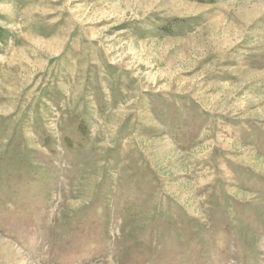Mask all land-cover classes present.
Masks as SVG:
<instances>
[{
    "label": "rangeland",
    "instance_id": "obj_1",
    "mask_svg": "<svg viewBox=\"0 0 264 264\" xmlns=\"http://www.w3.org/2000/svg\"><path fill=\"white\" fill-rule=\"evenodd\" d=\"M0 5V264H264V0Z\"/></svg>",
    "mask_w": 264,
    "mask_h": 264
},
{
    "label": "clouds",
    "instance_id": "obj_2",
    "mask_svg": "<svg viewBox=\"0 0 264 264\" xmlns=\"http://www.w3.org/2000/svg\"><path fill=\"white\" fill-rule=\"evenodd\" d=\"M11 11V6H3V5H0V14H9ZM4 22L3 21H0V26H3Z\"/></svg>",
    "mask_w": 264,
    "mask_h": 264
},
{
    "label": "trees",
    "instance_id": "obj_3",
    "mask_svg": "<svg viewBox=\"0 0 264 264\" xmlns=\"http://www.w3.org/2000/svg\"><path fill=\"white\" fill-rule=\"evenodd\" d=\"M193 1L200 2V3H206V2H211L213 0H193Z\"/></svg>",
    "mask_w": 264,
    "mask_h": 264
}]
</instances>
